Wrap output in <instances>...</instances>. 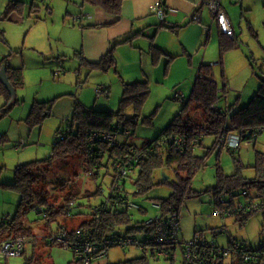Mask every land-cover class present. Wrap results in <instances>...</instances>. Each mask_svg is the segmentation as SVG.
Wrapping results in <instances>:
<instances>
[{
  "label": "rangeland",
  "instance_id": "obj_1",
  "mask_svg": "<svg viewBox=\"0 0 264 264\" xmlns=\"http://www.w3.org/2000/svg\"><path fill=\"white\" fill-rule=\"evenodd\" d=\"M6 1L0 0V16L5 12ZM22 1L24 2L22 15L11 14L12 17H16V23L0 19V29L4 31V39H0V61L6 56L7 63L12 67L20 64L23 73V85L16 90L18 102L0 119V137L4 136V142L0 143V167H2L0 180L4 184L9 183V185L14 182V172L18 165L43 160L50 156L56 133L64 130L70 123L68 121L71 119V114L69 117L52 114L43 119L40 124L31 127L26 121L33 103L46 102L61 96L56 103L58 105L65 99L75 98L87 108L117 111L123 92L121 83L123 77L120 73L123 70L127 72L131 68L127 67L129 61L127 58H122V54L120 57L118 55L116 69L111 68L105 72L102 70L89 71L85 66L81 67L79 60L74 59V51L67 48V44H63L62 38L73 39L68 27H79L80 22L74 21V17L68 14L73 11L74 7L76 11L79 10V6H74L77 3L76 0ZM77 1L79 2V0ZM248 1L253 9L251 11L253 32L244 27L242 34L237 36L236 48L230 51L231 61L226 62L227 68L232 69L228 70L230 79L227 81L228 86L226 87L233 89L228 90L227 94L231 92L234 98H237L239 95L241 96L243 90L240 98L241 104L233 106L235 111L239 107L245 106L255 93L250 91L249 76L256 75L258 78L261 75L260 72H264V27L261 24L264 21V0ZM68 7L70 10H67ZM227 11L229 14L230 11ZM230 17L233 16L230 14ZM237 24H239V20ZM237 24L236 31L239 34L240 30ZM58 51L68 53L69 56L60 57L57 54ZM242 53L244 56L241 55ZM238 58L240 59L239 63L237 62ZM217 67L219 68L218 73H220V67ZM135 79L136 81L140 80ZM144 79L142 78L140 81H147ZM132 81L134 80H124L126 83ZM148 84L149 95L141 108L137 124L133 128L134 135L127 138L129 143H134L138 147L157 138L182 106L181 102H175L173 99L176 91L165 85L162 90H157L154 85L151 86L149 82ZM222 85L220 84L219 87L222 88ZM100 87H107V93L105 91L97 93L96 90ZM190 91L191 88L183 93L188 96ZM220 97L219 100L222 99L224 103V94L221 93ZM234 98H231V102L228 104H223L220 109L231 108L235 102ZM4 103L5 99L0 95V109ZM55 106H53L52 112ZM123 110L126 116L135 114L132 106H126ZM170 111L175 112L171 114H174L170 116L172 118L167 121L164 118ZM151 115H153L152 123L144 122V118ZM121 137L119 136V140L122 139ZM212 143L211 136H204L201 146L196 147L193 154L199 157L204 156ZM257 152L264 153V131L258 134L254 142H241L238 152L230 153L226 148H223L220 152L214 150L209 153L206 157V166L192 176L191 186L195 192L191 198H187L182 203L179 209V241L190 242L198 232L208 242L225 249L229 248V238L244 242V246L248 249H257L264 244V212L253 213L243 222H240L235 216L227 218L216 215L214 214L217 208L216 194L212 192L217 183L216 165L222 168L225 175L234 174L238 168V172L244 178H255L256 172L253 166ZM74 162L76 166L73 174L69 173L70 167L66 164L54 165V170L46 176V183L41 185L49 193L48 197L56 194L55 196L61 199V191H58L61 184H67L68 189L65 194L69 190V184L73 185V189L77 193L74 200L76 206L71 211L72 216L65 219L58 218L57 221L52 222L53 230L58 228V223L66 222L70 226L78 225L81 220L74 217L75 213L81 212L89 216L92 207L98 206L103 198L109 195L113 174L111 166H109V170L103 167L99 172L98 179L94 181L91 177L86 176L82 163L80 164L79 161L76 163L75 160ZM162 180L166 183H161ZM175 180L176 177L172 171L158 170L154 174L155 185L144 195H134L133 186L127 184L130 200L142 207V211L137 209L129 211L133 220L147 222L154 219L158 214L154 200L168 198L173 192L170 182ZM97 187L101 189L102 193L100 192L101 194L98 193L99 195L94 197L92 194L98 191ZM55 188H57V193ZM241 191L242 188L237 189V193L234 195L235 204L243 201V197L238 196ZM251 194H254L253 190ZM220 195L224 201L232 199L229 194L221 193ZM19 197V193L12 188H0V219L7 215H14L19 204ZM24 221L38 235L37 242H26L24 256L8 261L6 264H24L33 256L34 252L39 258L37 264H49L50 262L51 264H68L73 260L70 250L58 245L48 246L46 244L43 239V230L39 228L44 222L34 210L27 213ZM126 228L124 227L120 231L124 232ZM76 229L78 228L76 227ZM136 237L143 239V234H138ZM143 255L144 252L135 247L123 249L120 246H113L108 250L107 261L110 264H116ZM146 257L149 264H182L183 260L182 250L179 246L172 254V260H167L163 256H152L150 252L146 254ZM224 259L225 264L229 262L228 257ZM0 264L2 263L0 262Z\"/></svg>",
  "mask_w": 264,
  "mask_h": 264
},
{
  "label": "trees",
  "instance_id": "obj_2",
  "mask_svg": "<svg viewBox=\"0 0 264 264\" xmlns=\"http://www.w3.org/2000/svg\"><path fill=\"white\" fill-rule=\"evenodd\" d=\"M126 1L128 0H82V3L97 7L107 14L118 18L121 15L122 5ZM22 4L19 0H9L5 8L4 17L12 12H18ZM162 24L163 22L159 26H164ZM164 27L170 30L174 29L167 26ZM0 37L4 38L1 30ZM131 38L132 36H127L122 42L130 41ZM219 38L218 50L221 55L236 47L235 41L229 39L228 36L223 35ZM114 47L113 45L109 48L99 61L95 63L88 62V65L91 68L104 71L114 67ZM150 52L153 59L156 60L159 50L151 46ZM6 69L7 77L12 86L15 89L22 87L23 75L21 69H9V67H6ZM260 73L261 75L258 76V87L245 106L241 105L242 107H239L236 111L232 105L231 108L222 110L218 106V101L221 98L220 94H225L228 91L226 90L227 87H225L226 84L222 82L223 85L221 86V91H219L212 66L210 64H202L190 94L182 99V106L179 112L157 138L143 143L140 147L134 143H129L127 138L134 135L133 128L137 124L141 108L149 95V84L147 81L123 83V92L117 111L91 109L76 101L67 129L58 131L55 135L50 156L43 160L18 165L14 172V182L10 185L2 183L0 180V188H12L20 196L14 215H7L0 219V240L11 236H20L24 238L25 244L28 241L36 243L38 235L35 234L31 227L27 226L24 219L29 211L34 210L38 215L39 210L42 209L44 214L38 216L44 223L39 228L43 230V239L48 246L58 245L62 247L53 240V236L59 231L67 228L68 232H73L76 227H87L93 228V237L98 240L112 235H132L137 238L138 234H143V239H137L141 241L150 240L157 247L151 246L150 249L142 250L144 252L143 256L116 264H149L146 254L150 252L152 256H155L161 250L166 252L165 255H162L165 259L172 260V254L177 246L172 247L167 246L169 244L158 243L157 239L159 237L156 232V225L160 221H164L166 231L169 227V220L175 218L174 221L178 225L179 236V209L182 203L187 198H191L193 192H195L191 186L192 176L206 166V157L209 153L214 150L220 152L223 148L225 149L224 141L230 134L240 136L241 142H254L259 134L258 131H260V134L264 131V72ZM105 90L103 87L102 92ZM0 94L6 100L0 109L1 119L18 101L15 99L10 102V96L1 84ZM54 100L33 103L26 121L28 125L33 127L40 124L49 115V107H51ZM237 105L236 103L234 106ZM126 106H132L135 114L126 116L123 110ZM152 117L153 115L145 117L144 122L152 123ZM126 132H129V134L125 135ZM97 133L115 135L117 145L93 139ZM254 134H256V137ZM119 136H122L121 140H119ZM204 136L212 137V146L207 149L204 156H195L193 150L201 146ZM91 138L93 139L92 141ZM2 142H4V136L0 137V143ZM226 150L230 153H235L229 148H226ZM74 160L76 163L78 161L80 164L82 163L86 176L91 177L94 181L98 179L99 172L103 167L109 170V166H111L113 174L109 195L103 198V201L98 206L92 207L89 216L81 212L75 213L74 217L81 220L78 225L70 226L66 222L58 223V228L53 230L51 227L52 222L57 221L58 218L65 219L72 216L71 211L76 206L74 200L77 193H75L73 185L69 184V190L65 194L66 189H68L67 184H61L58 190L61 191V199L57 198L56 194L48 197L49 193L41 185L46 183V176L54 170V165L66 164L70 167L69 173L73 174L76 166ZM254 160L253 167L256 177L253 179L244 178L238 172V168L234 174L225 175L222 168L216 165L215 177L217 183L212 189V192L216 194V215L226 216L227 218L228 216H235L240 222H243L253 213L264 212V208L251 209L248 204V202L258 203L260 198L264 199V153L257 152ZM237 162L240 163L239 161ZM117 163L128 170L136 171V177L118 176ZM1 169L2 167H0V176ZM161 169L172 171L175 175L176 180L170 182L173 192L166 199L154 200V206H159L156 216L158 219H151L150 226L146 227L143 225L145 222L134 221L133 216L129 212L132 209L129 208V204L132 201L129 198L127 184L133 186L134 195H144L155 185L154 174ZM161 183H166V181L162 180ZM240 188H242V191L238 196L243 197V201L235 204L233 198L237 193V189ZM97 189L98 191L92 196L95 197L102 193L99 187ZM54 190L57 193V188ZM252 190L254 194H251ZM221 193L229 194L232 199L224 201V198H220ZM138 207L137 210L142 211V207ZM97 208H100V216L98 219H94V210ZM243 208L245 209L243 210ZM124 227L127 228L124 232H121L120 229ZM179 240L178 246L181 248L183 255L182 264H189L185 255V245L189 243H192L193 250H195V263L225 264L224 258L228 257L229 262L226 264H264V244L257 249H248L244 246V242L229 238V248L225 249L208 242L198 232L195 233L190 242L184 243ZM36 248L38 249L37 245ZM229 249L233 251L229 255H225L224 253ZM71 252L73 260L68 264H82L81 260L75 256L73 250ZM246 255L253 259L245 261L243 257ZM37 262H39V258L34 252L33 256L26 260L24 264H37Z\"/></svg>",
  "mask_w": 264,
  "mask_h": 264
},
{
  "label": "crops",
  "instance_id": "obj_3",
  "mask_svg": "<svg viewBox=\"0 0 264 264\" xmlns=\"http://www.w3.org/2000/svg\"><path fill=\"white\" fill-rule=\"evenodd\" d=\"M19 1L23 3L20 10L12 13L22 15L24 2L22 0ZM220 1L221 9L224 11L223 13L226 14L233 32V37H228L229 39L236 43V40L238 39L237 36L242 34L244 27L253 32V24H251V11L253 9L249 5L248 0ZM223 1H225V3H223ZM3 2H5V0H3ZM8 2L9 0L6 1V5ZM76 2L74 6H79V10L76 11L74 7L72 9L73 11L68 14L74 17V21L80 22L79 27H75L74 25L73 27L75 28L68 27L74 38H62V42L63 44L68 45L67 48L74 51V59L76 61L79 60L81 67L85 66L89 71L102 70L91 68L88 64L99 61L106 51L114 45L115 66L110 67L105 71L111 68L116 69L118 55L120 57V54H122V58H127L129 61L127 67L131 68L128 69L127 72L123 70L120 74L126 81L134 80L127 83L136 82L135 78L140 80L145 78L144 80H147L151 86L154 85V88L157 90H162L164 85L168 86L176 91L173 98L175 102H180L175 98L176 94L182 95L185 98L188 97L183 91L190 88L192 89L199 68L202 64H210L212 66L213 75L218 83V87L222 82L226 84L225 87L228 86L227 81L230 79V72L228 70L232 69L230 67L229 69L227 68L226 62L231 61L232 56L230 51L234 48L221 55L218 50L219 37H222L224 34L220 32L216 20L200 0H128L123 3L121 15L118 18L107 14L97 7L84 4L80 2V0L79 2L76 0ZM157 6H163L167 13L166 19L162 25L174 28L173 30L164 26H159L161 22L155 15V9ZM67 10H70V7H68ZM227 10L230 11L229 14L227 13ZM4 13L0 16V19L9 20L13 23L17 22L16 17H12V13L8 14L6 17H4ZM230 14L233 17H230ZM195 18H199V21L195 22ZM238 20L239 24H237ZM263 23L264 21H262L261 24ZM236 24L240 30L239 34L236 31ZM127 36H132L131 40L122 42ZM0 39L2 40L4 38L0 37ZM151 46H154L159 50L156 60L153 59L150 52ZM57 54L60 55V57L69 56L68 53H61L60 51H58ZM226 55H230L228 56L229 58ZM241 55L244 56L243 53ZM239 61L240 59L237 60L238 63ZM232 63L234 64V62ZM8 64L7 57L5 56L4 59L0 61V69L2 67H9V69H21L22 71V66L20 67V64L16 67H12V65ZM217 66L220 67V73H218L219 68ZM236 68L238 70V67ZM237 73H240V71H237ZM122 80V84L126 83ZM248 81H250V91L255 92L259 83L258 78L256 75H250ZM104 88L107 89V87ZM226 90L233 89H230L229 87V89ZM219 91H221L220 87ZM241 92L242 96L243 90ZM241 96L239 95V97L234 98V95L231 94V92L229 94L225 93L223 97L225 102L223 103L221 99L218 106L220 108L223 104H228V102H231V98L235 99L232 106L236 105V103L239 105L241 104ZM60 98L61 96L54 100L49 108V115L47 117H50L52 114H56L60 117H69L70 114L72 116L73 107L76 101L80 103L78 99L74 98L65 99L60 102V105H58L56 103ZM15 99L18 101L17 98ZM10 102L13 101L10 99ZM54 105L56 106L52 112ZM174 112L175 111H170L164 119L167 121L170 120L172 118H170V116H173L174 114H171ZM67 127L64 130H66ZM24 252L25 247L23 254L20 257L24 256ZM107 257L108 252L106 256L94 261L92 264H110L107 261Z\"/></svg>",
  "mask_w": 264,
  "mask_h": 264
},
{
  "label": "built area",
  "instance_id": "obj_4",
  "mask_svg": "<svg viewBox=\"0 0 264 264\" xmlns=\"http://www.w3.org/2000/svg\"><path fill=\"white\" fill-rule=\"evenodd\" d=\"M203 5L209 10L212 14V17L216 20L217 26L224 35L228 37H233L232 29L229 25V20L224 11L221 9V1L220 0H200ZM166 10L163 6H157L155 9V15L160 22H164L166 19ZM199 18H195V22H198ZM97 93L102 92V88H98ZM176 99L182 102L183 96L176 94ZM262 132V131H261ZM260 134V131H258ZM129 132H126L125 135H128ZM94 136V135H93ZM256 137V134H254ZM100 141H104L108 144L117 145L116 136L109 133H97L95 138ZM91 138V141L93 140ZM241 143L240 136H236V134L228 135L227 139L224 141V145L226 148L237 152L239 150V146ZM116 168L119 172L118 176H128V177H136L137 172L131 171L123 167L121 164L117 163ZM246 195V193H244ZM257 198V197H256ZM261 199V198H260ZM259 199V202H248L251 206V209L256 208H264V199ZM158 208L159 206L156 205ZM248 207V206H247ZM129 208L138 209L139 207L135 203H130ZM245 208H243L244 210ZM94 219H98L100 216V208L94 210ZM217 211H215V214ZM44 212L42 209L39 210L38 215H43ZM158 217L154 218L157 220ZM175 218L173 220H169V227L165 231V222L160 221L156 225V232L158 234V243L169 244L167 246L176 247L178 246V225L175 223ZM151 220H148L143 225L149 227L151 224ZM153 233V232H152ZM53 240L56 241L57 244H60L62 247L73 250L75 256L79 258L82 264H92L94 261L106 256L109 248L113 246H120L123 249L129 247H135L140 250L150 249L151 246L157 248L155 243L150 240L141 241L132 235H112L108 238H102L98 240L93 237V228L82 227L74 230L73 232H68L66 229L59 231L53 236ZM25 240L20 236H11L5 239L0 240V262L2 264H6L8 261H11L15 258L20 257L23 254ZM186 246V259L189 264H199L195 263L194 258L196 257L195 250H193L192 243H189ZM233 251V250H232ZM230 249L226 251L224 254L229 255ZM165 251H158L157 254L159 256L165 255ZM245 261H249L251 258L249 255L243 257Z\"/></svg>",
  "mask_w": 264,
  "mask_h": 264
},
{
  "label": "water",
  "instance_id": "obj_5",
  "mask_svg": "<svg viewBox=\"0 0 264 264\" xmlns=\"http://www.w3.org/2000/svg\"><path fill=\"white\" fill-rule=\"evenodd\" d=\"M0 84L5 88V90L9 94L11 101H14L15 98H16V90L12 86V84L10 83V81H9V79L7 77L6 68L5 67H2L0 69ZM166 179H164V180H166Z\"/></svg>",
  "mask_w": 264,
  "mask_h": 264
}]
</instances>
